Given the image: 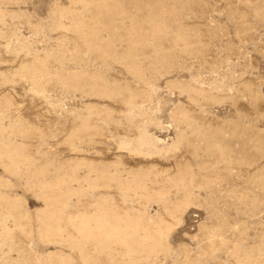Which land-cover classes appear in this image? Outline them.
<instances>
[{
    "label": "rangeland",
    "instance_id": "1",
    "mask_svg": "<svg viewBox=\"0 0 264 264\" xmlns=\"http://www.w3.org/2000/svg\"><path fill=\"white\" fill-rule=\"evenodd\" d=\"M0 264H264V0H0Z\"/></svg>",
    "mask_w": 264,
    "mask_h": 264
}]
</instances>
